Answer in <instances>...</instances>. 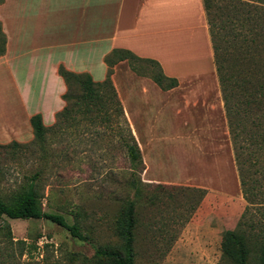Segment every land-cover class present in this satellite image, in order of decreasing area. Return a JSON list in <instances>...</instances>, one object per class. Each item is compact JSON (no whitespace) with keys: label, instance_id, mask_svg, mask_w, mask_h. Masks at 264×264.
<instances>
[{"label":"rangeland","instance_id":"374dc122","mask_svg":"<svg viewBox=\"0 0 264 264\" xmlns=\"http://www.w3.org/2000/svg\"><path fill=\"white\" fill-rule=\"evenodd\" d=\"M205 5L217 45L264 59L260 44L264 0H205ZM236 34L238 40L226 44ZM2 42L0 35V50ZM131 71L121 72L114 83L122 90L128 110L131 84L139 86V81H154L161 74L150 62H136ZM261 82L258 86L254 79L251 89L245 85L241 89L238 82L241 87L231 91V98L228 93V104L221 84L220 89L210 88L208 112L200 110L198 99L188 93L169 96L163 90L158 99L148 89L150 119L135 118L137 135L133 132L143 164L133 171L118 131L105 125L97 129L87 123L68 129L52 125L43 147H24L34 142L28 128L24 139L4 141L0 144L4 200L17 196L34 181L43 209L79 224L88 239L73 238L46 219L2 218L0 228L9 225L11 231V236L6 230L0 233L4 264H107L96 252L123 245L117 225L135 197L133 181L142 191L135 215L134 264H233L222 252L223 234L228 230L242 232L249 239L250 262L258 264L259 243L264 240V80ZM163 84L170 87L172 82ZM14 98L20 116L23 105L18 96ZM247 99L252 101L248 107ZM13 112L4 104V115ZM13 142L22 146L16 148ZM235 142L240 147L237 151ZM190 188L206 192L199 198Z\"/></svg>","mask_w":264,"mask_h":264},{"label":"crops","instance_id":"0c3cea01","mask_svg":"<svg viewBox=\"0 0 264 264\" xmlns=\"http://www.w3.org/2000/svg\"><path fill=\"white\" fill-rule=\"evenodd\" d=\"M0 23L6 36L0 57V144L24 139L35 114L47 127L55 124L67 91L58 74L61 65L102 82L105 58L115 49L155 61L165 77L176 80L167 94L195 96L204 112L209 89L220 87L204 0H4ZM121 72H132L127 61L115 65L114 83ZM139 84L130 86L129 110L116 88L136 135L134 119H150L148 89L158 99L164 94L155 81ZM15 95L23 105L20 116ZM4 104L14 112L4 115Z\"/></svg>","mask_w":264,"mask_h":264},{"label":"trees","instance_id":"16d2710c","mask_svg":"<svg viewBox=\"0 0 264 264\" xmlns=\"http://www.w3.org/2000/svg\"><path fill=\"white\" fill-rule=\"evenodd\" d=\"M3 2L4 0H2V3ZM262 14L264 15V13ZM0 32L3 38V45L0 50L1 57L6 52V36L2 31L1 23ZM234 33L235 32H232L233 35ZM210 35L218 79L224 91V99L226 104H228V93H230L231 98V91L238 86H242L241 89H243L245 85L247 89H251L254 79L259 81L258 86L262 83L261 80H264V59L261 61V56L259 60L258 58L255 59L253 55L248 56V52H234L232 50L233 47H229V45L227 47L221 44L217 45L219 43L215 41V37H212L211 32ZM238 38V34L235 36L230 35V38H225L226 44H228L230 39L231 41H236ZM261 38L260 44L264 47V32ZM121 61H127L132 69L135 68L136 62H150L159 68V65L155 61L142 59L130 51L119 49L113 50L106 56L105 63L108 67V71L105 80L102 82H96L88 73H74L61 65L58 69V74L64 80L67 91L62 96L65 106L56 114L54 127L68 129L73 126H79L81 123H87L90 127H94V129L104 125L108 128H115L126 149L127 156L132 164L131 170L133 171L136 169L137 165L143 164V156L126 117L122 100L120 99L112 79L114 67ZM160 72V77L154 78L158 86L163 90L174 88L177 84L176 80L169 79L163 75L161 70ZM165 81L172 82V85L170 87H164L163 83ZM238 82H240L241 86L238 85ZM251 102L252 101L249 99L245 101L247 107ZM30 125L33 131L34 142L24 147L26 149H30L35 145L43 147L46 144L47 134L50 130L44 124L43 116L39 113L33 115L30 119ZM237 136L238 134L234 136V141ZM12 146L20 148L22 145L13 142ZM234 146L236 151L240 148L237 142L234 143ZM131 186L136 190L135 197L127 203L117 225V232L119 237L123 240V245L114 249H99L96 252V255L100 259L105 260L107 264H134L135 228L137 225L135 215L139 205H141L142 191L135 181L131 183ZM190 190L194 192L195 195H198L199 198H202L206 192L203 189L196 188H190ZM2 218L12 220L46 219L66 229L73 238L80 241L88 240L82 233L79 224H70L64 216L46 212L43 209L41 197L34 181L30 182L27 187L17 194V196L7 201L4 200L0 193V219ZM3 230H6L7 236H11L9 225L6 227L2 226L0 228V233ZM259 244L257 260L258 264H264V240ZM222 252L233 264H251L252 251L250 249L249 239L242 232L233 230L225 231L222 239ZM0 264H4V259L1 254Z\"/></svg>","mask_w":264,"mask_h":264}]
</instances>
